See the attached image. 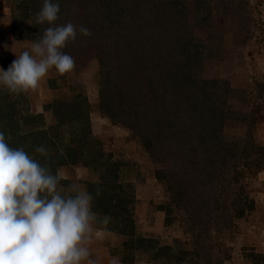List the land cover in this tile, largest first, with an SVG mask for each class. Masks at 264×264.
I'll return each mask as SVG.
<instances>
[{
	"label": "rangeland",
	"instance_id": "374dc122",
	"mask_svg": "<svg viewBox=\"0 0 264 264\" xmlns=\"http://www.w3.org/2000/svg\"><path fill=\"white\" fill-rule=\"evenodd\" d=\"M33 2L0 0L4 70L50 26L36 27L34 8L43 0ZM56 3L62 25L95 22L97 29L87 26L91 35L81 34L70 50L71 72L53 67L28 91L0 85V131L10 147L23 148L52 174L59 161L82 165L78 181L60 180L58 190L74 195L72 186L83 187L94 196L89 259L264 264V0ZM27 5L33 26L19 31L33 40L17 39L13 31L12 21L26 16ZM123 72L129 75L125 92L138 100V131L152 130L149 150L121 125L104 123L111 130L106 141L94 135L91 116L108 118L100 106L101 84L121 81ZM152 116L153 124L140 123ZM40 145L47 155L35 152ZM119 229L150 242H133Z\"/></svg>",
	"mask_w": 264,
	"mask_h": 264
},
{
	"label": "clouds",
	"instance_id": "9594fccd",
	"mask_svg": "<svg viewBox=\"0 0 264 264\" xmlns=\"http://www.w3.org/2000/svg\"><path fill=\"white\" fill-rule=\"evenodd\" d=\"M59 12L58 3L43 0L35 22L54 25ZM77 32L91 35L89 28L72 22L47 27L32 42L30 52L16 54L7 70L0 68V85L12 92L28 91L53 67L60 74L71 72L74 58L62 49L75 40ZM35 152L47 155L44 145ZM61 179L23 148L10 147L0 131V264H95L87 246L96 218L91 210L93 198L75 186L69 190L74 195H62ZM109 221L105 216L103 223Z\"/></svg>",
	"mask_w": 264,
	"mask_h": 264
},
{
	"label": "trees",
	"instance_id": "16d2710c",
	"mask_svg": "<svg viewBox=\"0 0 264 264\" xmlns=\"http://www.w3.org/2000/svg\"><path fill=\"white\" fill-rule=\"evenodd\" d=\"M26 2H33V0H25ZM57 0H53V2H56ZM34 3V2H33ZM35 7V6H34ZM31 7L29 6V5H27V6H24V9H25V11H28V12H30L31 11V9H30ZM37 8V10H40V8L38 7V6H36L34 9H36ZM28 12H27V14H26V16L22 19V20H17V19H14L13 21H12V25H13V31H14V36H15V38H17V39H22V38H24V39H29V40H33V39H35L36 37L35 36H33V35H30V34H26V33H23V32H20L19 31V28L20 27H23V30H26L27 28H29V27H32L33 26V24H29V22H28V18L29 17H31L32 16V11L28 14ZM37 13V12H36ZM60 14H58V16H59ZM35 19H36V14H35ZM57 22H60V20L59 19H57L55 22H54V25H50V26H56V25H62V23L61 24H58ZM95 22H92V23H90V22H88V24H86L85 26L87 27V26H89V27H94V30H96L97 28H96V23L94 24ZM34 24H35V20H34ZM36 27H38L39 29H41L40 28V24H36ZM88 28V27H87ZM91 30V29H90ZM92 33V32H91ZM81 34L80 33H77V35H76V38H75V40L74 41H68L67 42V44H66V46L62 49V51L63 52H65V53H67V54H69L70 56H72L71 54H70V50H74V48H75V44L76 43H78L79 42V36H80ZM91 40H92V38H91ZM102 48H100V50H101ZM103 50V49H102ZM97 56V58H98V60H99V62H100V64H102V65H104L103 64V61H104V59H103V57L101 56V55H96ZM105 69V68H104ZM125 69V68H124ZM106 70V69H105ZM104 70V71H105ZM107 71V70H106ZM110 74H112L111 72H114V69H111L110 71ZM119 76V75H118ZM122 78H121V81H120V79H117V81L118 82H116V83H114V84H111L112 82V79L110 78V80H109V84L108 83H103V84H101L102 86H101V88H100V106H101V110L103 111V112H105V114L104 115H106V116H108V118L111 120V122L113 123V124H116V125H121V126H124V127H127L128 129H130L133 133H135V134H137L138 136H140V139L142 140V142L145 144V146L148 148L149 146V144H150V141H152V136H151V131L152 130H147V132H140L139 133V131H138V129H139V125L138 126H136L137 124L136 123H138V122H136L137 120H139V118L138 117H136V116H134L135 115V111H136V109L138 108V100H137V97L136 96H134V95H129V94H127V92H125V86L127 85L128 86V83L125 85V83L123 82V80H125V79H128L129 78V75H127L125 72H123L122 73ZM119 78H120V76H119ZM123 83V84H122ZM121 84V85H120ZM108 86H110V88L114 91L113 92V97L110 99V97H109V88H108ZM132 90V89H131ZM108 92V93H107ZM110 92H112V91H110ZM124 95V96H123ZM124 99V101H122ZM119 100H121L120 102H121V104L120 103H118V101ZM131 100H132V104L130 105L129 104V102H131ZM57 104H65V102H62V101H57L56 102ZM144 103V105H146V104H148V103H145V102H143ZM53 110L55 111L56 110V107H53ZM154 112L152 111L151 113H150V115H154L153 114ZM79 117V116H78ZM153 118H154V116H152V117H149L146 121H144L143 120V122L142 121H140V123L141 124H145V126L146 125H148L149 124V122L151 121V124H153L155 121H153ZM140 120H142V119H140ZM160 123V122H159ZM150 124V125H151ZM149 127V126H148ZM90 128V127H89ZM162 128H164V127H162ZM161 137L160 135H157L156 137ZM170 138V136H166V138ZM177 137V136H176ZM148 150H149V148H148ZM150 153H153L151 150H150ZM61 157V156H60ZM64 164H69V161H59V163H57V164H55V173L57 174V169H58V167H60V166H62V165H64ZM168 170V168H163L162 170L161 169H158L157 170V173H156V177L158 178V179H162L161 178V173H163V172H166ZM90 195L92 196V204L94 203V201H95V199H94V196L91 194V192H90ZM119 195H122V194H119ZM126 195V194H125ZM94 210H96L97 211V209L96 208H94ZM108 211H109V209H107V210H105V212H107L108 213ZM104 212V213H105ZM126 220H127V218H125ZM129 222H132L133 224H134V222H133V219L132 218H130V221ZM133 230H134V228H133ZM133 230H129V231H126V230H122V229H119V231L118 232H120V233H122V234H127L129 237H130V240H132L133 242H141V243H144V242H150V239H147V238H144V237H135V233L133 234ZM136 239V240H135ZM126 246H127V244H126ZM163 248H167V249H169V250H171L172 248L171 247H169V246H163V247H160L159 249H163ZM129 261H132V259L131 260H129Z\"/></svg>",
	"mask_w": 264,
	"mask_h": 264
},
{
	"label": "crops",
	"instance_id": "0c3cea01",
	"mask_svg": "<svg viewBox=\"0 0 264 264\" xmlns=\"http://www.w3.org/2000/svg\"><path fill=\"white\" fill-rule=\"evenodd\" d=\"M8 30V29H7ZM91 122H92V129H93V132H94V135H98L99 137H101V139L105 140V138L109 137V134H110V131L111 130H108L109 127H106L103 125H105L104 123L109 124V126L112 128H114L116 125H114L113 123H111V121L107 118V117H100V118H95L93 116H91ZM102 125V127L99 128V131L98 129L96 130L95 128V124H99ZM108 141V139H107ZM119 147V146H118ZM81 166L82 165H79V164H64L62 165L61 167H58L57 169V174L62 178L61 180H69V181H78V177L79 176H76V174L78 175V170L76 169H79L81 170ZM78 178V179H77ZM80 191H85V189H82Z\"/></svg>",
	"mask_w": 264,
	"mask_h": 264
}]
</instances>
